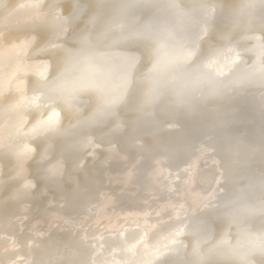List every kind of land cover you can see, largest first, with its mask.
Segmentation results:
<instances>
[{
	"label": "bare ground",
	"instance_id": "1",
	"mask_svg": "<svg viewBox=\"0 0 264 264\" xmlns=\"http://www.w3.org/2000/svg\"><path fill=\"white\" fill-rule=\"evenodd\" d=\"M0 264H264V0H0Z\"/></svg>",
	"mask_w": 264,
	"mask_h": 264
}]
</instances>
